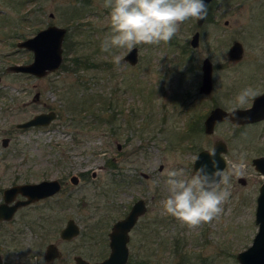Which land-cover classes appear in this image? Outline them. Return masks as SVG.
<instances>
[{
  "label": "rangeland",
  "instance_id": "rangeland-1",
  "mask_svg": "<svg viewBox=\"0 0 264 264\" xmlns=\"http://www.w3.org/2000/svg\"><path fill=\"white\" fill-rule=\"evenodd\" d=\"M207 9L201 24L185 21L169 43L137 45L132 64L123 57L128 49L101 51L111 34L104 0H0V139L10 137L6 146L0 141V200L1 188L14 183L62 181L58 192L0 221L6 264H34V253L43 252L49 240L60 241L59 229L69 217L81 232L59 242L64 261L77 252L103 258L113 221L137 198L145 200L146 209L129 232L135 244L141 242L146 264H239L237 252L251 243L258 227L261 177L251 156L264 148V127L259 123L241 130L224 119L207 133L203 119L216 104L226 109L249 105L252 99L234 104L245 88L263 91L264 0H210ZM48 24L66 27L60 66L43 76L7 70L10 63L32 60V50L17 42ZM195 30L199 44L192 46ZM234 39L244 47L237 60L228 56ZM114 55L121 57L119 65ZM206 56L213 63L209 93L199 91ZM49 109L56 112L49 124L16 127ZM217 139L227 143L228 161L246 154L247 182H239L226 166L231 196L223 213L189 228L164 213L162 174L184 168L190 178L197 151ZM71 173L79 175L77 183L69 180ZM153 181H159L155 188Z\"/></svg>",
  "mask_w": 264,
  "mask_h": 264
},
{
  "label": "water",
  "instance_id": "water-1",
  "mask_svg": "<svg viewBox=\"0 0 264 264\" xmlns=\"http://www.w3.org/2000/svg\"><path fill=\"white\" fill-rule=\"evenodd\" d=\"M210 0H204L209 3ZM204 19L196 20L201 24ZM66 32L65 26L56 24H48L43 28H39L33 35H30L17 42V46L31 49L33 52L32 60L21 63H10L6 66L9 71L26 72L37 76H43L48 72L58 68L63 59V38ZM199 31L195 30L191 36L190 44L197 46L199 44ZM243 55V45L240 40L234 39L228 48V56L232 59H240ZM124 59L130 63H135L138 59L137 46L131 50H127ZM202 78L199 85V91L209 93L212 89L213 64L211 59L206 56L201 64ZM1 79V76H0ZM234 109V114H233ZM56 117L54 109L39 111L25 120L16 123L19 128H26L34 125L49 124ZM264 117V91L252 98L251 103L244 107H234L226 109L221 105L212 107L206 114L203 125L204 131L210 133L213 131L217 122L229 119L234 123H246L261 119ZM7 143L4 138L3 144ZM118 149L121 148V142L116 141ZM226 143L222 139L214 141L211 148H200L194 156L192 162V170L200 168L207 164L209 171H214L212 160L209 152H216V161L220 170L226 167ZM223 156V158L221 157ZM252 163L256 168L264 172V168L260 166L264 164L263 157H255ZM92 175H95L93 170ZM147 176L146 173H143ZM242 181L244 177H240ZM69 180L72 183L79 181V175L71 173ZM62 183L57 178H46L34 182L14 183L3 188V201L0 202V219H9L12 217L17 207L31 203L40 198L50 196L60 190ZM17 194H21L22 198H16ZM146 209V203L143 198H137L131 204L128 212L121 218L114 221L109 231L110 251L106 257L99 261L89 262L82 257H76V264H124L128 256L127 240L129 238V230L136 223L139 215ZM255 221L258 224L251 243L245 248L239 250L236 257L239 264H264V180L259 185V192L256 199ZM79 232V225L73 217H69L65 225L60 229V236L70 238ZM55 243H49L46 248V255L51 258L60 255V251ZM0 264L3 260L0 254ZM75 264V263H73Z\"/></svg>",
  "mask_w": 264,
  "mask_h": 264
},
{
  "label": "clouds",
  "instance_id": "clouds-1",
  "mask_svg": "<svg viewBox=\"0 0 264 264\" xmlns=\"http://www.w3.org/2000/svg\"><path fill=\"white\" fill-rule=\"evenodd\" d=\"M104 7L110 9L111 24V34L101 44V51L105 53L113 49L131 50L137 45L169 43L181 24L189 19H205L208 12L204 0H104ZM120 60L119 55L113 56L115 64L119 65ZM257 95L259 92L253 88H245L235 97L234 104L243 106ZM245 155L241 154L235 162L226 160L232 176L244 174ZM209 156L214 171H209L204 164L190 178L186 177L184 168L165 169L162 174L167 185L163 211L189 228L217 219L231 196L230 175L220 170L214 150ZM158 183L153 181L152 187Z\"/></svg>",
  "mask_w": 264,
  "mask_h": 264
},
{
  "label": "flooded vegetation",
  "instance_id": "flooded-vegetation-1",
  "mask_svg": "<svg viewBox=\"0 0 264 264\" xmlns=\"http://www.w3.org/2000/svg\"><path fill=\"white\" fill-rule=\"evenodd\" d=\"M200 33V32H199ZM200 37V36H199ZM137 50H138V48H137ZM243 54H244V47H243ZM243 56V55H242ZM33 58V57H32ZM129 62V61H128ZM213 64V63H212ZM0 76H2V74H1V72H0ZM263 91H264V89H263ZM262 92V91H261ZM216 105H218V104H216ZM216 105H214V106H216ZM214 106H212V107H214ZM211 107V108H212ZM210 108V109H211ZM209 109V110H210ZM208 113V112H207ZM206 116V115H205ZM205 118V117H204ZM204 120V119H203ZM227 120V119H226ZM217 123H219V122H217ZM216 123V124H217ZM232 123H234V122H232ZM261 124L262 125V127H264V117L263 118H261V119H258V120H255V121H251V122H246V123H234L237 127H239V129H245V128H248L249 126H253V125H256V124ZM215 124V125H216ZM17 127V126H16ZM203 127H204V125H203ZM215 127V126H214ZM19 128V127H18ZM260 132V131H259ZM260 135H264V132L262 133H260ZM259 135V136H260ZM261 136V137H262ZM260 137V138H261ZM4 138L5 139H7V143L4 145L3 144V141H4ZM9 140H10V137L9 136H1V139H0V141H1V144H2V146H6L7 144H8V142H9ZM226 143V142H225ZM226 147H227V149H226V152H227V150H228V145H227V143H226ZM201 148H203V147H201ZM206 148H208V147H206ZM211 148V147H210ZM226 152L224 153V155L226 156ZM258 153H256V154H254V155H252L251 156V163H252V160H253V158H255V157H263V159H264V148H262V150L260 149L259 151H257ZM226 158H227V156H226ZM227 161H228V158H227ZM253 164V163H252ZM227 166V165H226ZM260 166L261 167H263L264 168V164L263 165H261L260 164ZM253 167H254V169H255V171L257 172V174H259V176L261 177V179H260V181H259V183H258V186H257V190H258V192H259V185H260V183L264 180V172L263 171H261L259 168H256L255 166H254V164H253ZM240 177H244V180L242 181V179H240ZM237 180L239 181V182H241V183H243V184H245L246 182H247V179H246V177L244 176V175H241V176H239V177H237ZM61 183H62V181H61ZM3 191V188H1V192ZM258 192H257V195H258ZM20 195V196H19ZM17 194L16 195V198H22L23 196L21 195V194ZM257 195H256V199H257ZM1 201H3V192H2V197H1V200H0V202ZM31 203H28V204H25V205H22L21 207H23V206H28V205H30ZM20 208V206L19 207H17L16 208V210L15 211H17L18 209ZM255 208H256V206H255ZM14 211V212H15ZM14 214V213H13ZM13 216V215H12ZM11 218V217H10ZM2 220H9V219H0V221H2ZM138 220V219H137ZM67 221V220H66ZM77 222V221H76ZM66 223V222H65ZM78 223V222H77ZM113 223H114V221H113ZM112 223V224H113ZM1 224V223H0ZM79 225V232L76 234V235H74V236H72V237H70V238H63V237H61L60 236V229H59V238H60V241L59 242H61V243H65V242H69V241H71L75 236H77L80 232H81V227H80V224H78ZM257 226H258V224H257ZM111 227H112V225H111ZM111 227H110V230H111ZM109 230V231H110ZM131 230V229H130ZM129 230V231H130ZM109 231H108V238H107V241H106V243H107V246H108V248H109V251H110V244H109ZM32 238L34 239V237L32 236ZM30 239V238H29ZM58 241H54V240H49L46 244H45V246H44V249H43V252H41L42 253V256H39L40 254H39V252L37 251L36 252V254L34 253V258H35V261H34V264H73V263H75L76 264V257H82L83 259H85V260H87V261H89V262H95V261H99V260H101V259H103L104 257H106V256H104L103 258H100V259H89V258H87L86 256H84L83 255V253L82 252H77V253H73L72 255H71V259H69V260H67V261H64V259H65V257H66V252H65V250L63 251L62 250V248L60 247V246H62V245H60V243H59ZM49 243H55L56 244V246L58 247V249L57 250H59L60 251V255L59 256H55V257H53V258H51L50 256L48 257V255H46V248H47V245L49 244ZM126 244H127V248H128V256H127V260H126V262L124 263V264H146V262H147V260H146V258L141 254V251H140V249H141V247H142V244H141V242L139 241L138 242V245L137 244H135V241H134V238H133V236H132V234H130V232H129V238H128V240H127V242H126ZM109 253V252H108ZM0 254H1V252H0ZM1 257H2V260H3V264H6V262H5V260H4V256L1 254ZM41 258V259H40Z\"/></svg>",
  "mask_w": 264,
  "mask_h": 264
},
{
  "label": "trees",
  "instance_id": "trees-1",
  "mask_svg": "<svg viewBox=\"0 0 264 264\" xmlns=\"http://www.w3.org/2000/svg\"><path fill=\"white\" fill-rule=\"evenodd\" d=\"M76 58V57H75ZM75 60V59H74Z\"/></svg>",
  "mask_w": 264,
  "mask_h": 264
}]
</instances>
